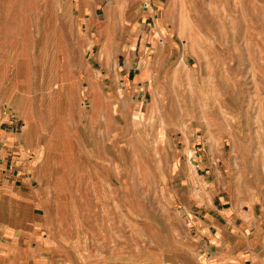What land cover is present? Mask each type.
<instances>
[{"label": "rangeland", "instance_id": "1", "mask_svg": "<svg viewBox=\"0 0 264 264\" xmlns=\"http://www.w3.org/2000/svg\"><path fill=\"white\" fill-rule=\"evenodd\" d=\"M0 112L49 264H235L242 222L264 249V0H0Z\"/></svg>", "mask_w": 264, "mask_h": 264}, {"label": "crops", "instance_id": "2", "mask_svg": "<svg viewBox=\"0 0 264 264\" xmlns=\"http://www.w3.org/2000/svg\"><path fill=\"white\" fill-rule=\"evenodd\" d=\"M93 16L94 14L91 16L92 20L95 19ZM99 116L103 117V114ZM14 130L3 127L2 121L0 122V264H49L50 259L52 258L54 262L53 258H57V255L45 254L43 257L44 253L41 250L43 248L52 250V244L47 246L52 234L48 232L42 239L37 235L51 229L47 222L51 204L49 197L40 188L33 186L34 179L30 178L24 160H20L18 155H11L19 148L21 141L19 135L15 136L17 133H14ZM209 194H212V191H209ZM213 206L214 202L211 200V205H204V208H207L206 215L199 214L201 211L196 216L193 215V228L202 239L203 235L209 238L207 235L211 231L209 228L215 226L217 228L215 231L218 232L213 233L212 238L218 248L222 249L224 243L221 235H228L227 229L237 225V218L232 215L229 208L218 210L220 215H216ZM237 230L242 231L240 240L247 248L243 256L235 257V264H264V249L259 251L257 246L251 247L248 242L250 233L255 231L251 232L252 228L246 222H242ZM243 233H247L245 238ZM256 240L258 244L264 243V233ZM40 253L43 255L39 256Z\"/></svg>", "mask_w": 264, "mask_h": 264}, {"label": "built area", "instance_id": "3", "mask_svg": "<svg viewBox=\"0 0 264 264\" xmlns=\"http://www.w3.org/2000/svg\"><path fill=\"white\" fill-rule=\"evenodd\" d=\"M143 7H144L145 9H148V8H149V5L146 4V3H144V4H143Z\"/></svg>", "mask_w": 264, "mask_h": 264}]
</instances>
